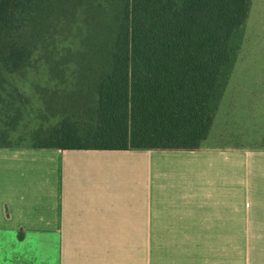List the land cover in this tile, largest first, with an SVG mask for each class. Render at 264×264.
I'll return each mask as SVG.
<instances>
[{
	"label": "crops",
	"instance_id": "obj_1",
	"mask_svg": "<svg viewBox=\"0 0 264 264\" xmlns=\"http://www.w3.org/2000/svg\"><path fill=\"white\" fill-rule=\"evenodd\" d=\"M236 85L225 145L0 146V264H264V88Z\"/></svg>",
	"mask_w": 264,
	"mask_h": 264
},
{
	"label": "trees",
	"instance_id": "obj_2",
	"mask_svg": "<svg viewBox=\"0 0 264 264\" xmlns=\"http://www.w3.org/2000/svg\"><path fill=\"white\" fill-rule=\"evenodd\" d=\"M250 1L0 0V146H21L17 84L35 72L28 146L198 149Z\"/></svg>",
	"mask_w": 264,
	"mask_h": 264
},
{
	"label": "rangeland",
	"instance_id": "obj_3",
	"mask_svg": "<svg viewBox=\"0 0 264 264\" xmlns=\"http://www.w3.org/2000/svg\"><path fill=\"white\" fill-rule=\"evenodd\" d=\"M235 42L238 43V49L234 59V66H232L230 73H233L235 82L238 85L231 86L236 91V95L242 94L241 88L252 89L253 87L264 88V0H252L251 9L248 14L246 23L241 27L240 32L235 37ZM242 74H257L255 79L242 80ZM35 72H31L27 77L22 78L18 82V88L22 96L21 101H25L26 114L24 115L20 125L10 135L11 144H19L21 146L31 145L33 142L30 139L29 132L33 127L37 125L36 118V105L39 98L36 91L33 89L31 82L36 77ZM42 77L40 84H44ZM35 81V80H34ZM259 82L260 85H249L251 83ZM244 83L241 87L240 85ZM240 87L239 89L237 87ZM6 100V99H5ZM28 103V104H27ZM225 109L222 111L224 116ZM225 123L215 124L214 133L218 132L220 135L218 138L205 140V145H225ZM216 129V130H215Z\"/></svg>",
	"mask_w": 264,
	"mask_h": 264
}]
</instances>
